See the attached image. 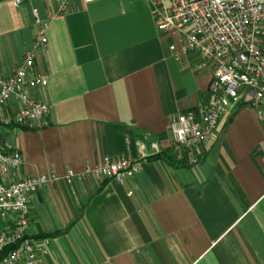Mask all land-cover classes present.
<instances>
[{
    "label": "crops",
    "instance_id": "1",
    "mask_svg": "<svg viewBox=\"0 0 264 264\" xmlns=\"http://www.w3.org/2000/svg\"><path fill=\"white\" fill-rule=\"evenodd\" d=\"M34 8L57 2L0 0V87L33 46ZM48 38L33 69L47 84L27 92L49 113L0 128V147L23 156L0 180L60 177L30 198L27 235L50 238L41 264H264V118L242 103L193 154L173 144L172 117L205 99L211 71L196 50L176 58L148 0H74ZM128 156L141 169L123 184L66 177Z\"/></svg>",
    "mask_w": 264,
    "mask_h": 264
},
{
    "label": "built area",
    "instance_id": "2",
    "mask_svg": "<svg viewBox=\"0 0 264 264\" xmlns=\"http://www.w3.org/2000/svg\"><path fill=\"white\" fill-rule=\"evenodd\" d=\"M73 1L56 0L57 11L45 16L37 8L33 9L36 26L33 46L25 51L14 73L1 79L0 128L19 125L37 129L49 113V106L33 99L27 88L47 84L43 75L33 72L37 51L48 43L54 19L66 13ZM23 2L13 0L15 6ZM148 3L157 29L178 37L180 45L170 46L176 58L183 61L185 55L196 50L202 60L198 68L208 67L211 71L205 99L196 108L172 117L174 145L193 154L194 147L209 142L242 103H247L264 118V0H148ZM12 100L20 101L19 110L8 111ZM22 162L19 150L0 147V176L16 171ZM140 169L138 158L105 157L82 173L69 171L66 177L92 175L123 184ZM59 178L51 173L0 180V219L16 215L13 228L0 230V264H41L48 254L49 237L37 239L27 235L30 198Z\"/></svg>",
    "mask_w": 264,
    "mask_h": 264
},
{
    "label": "trees",
    "instance_id": "3",
    "mask_svg": "<svg viewBox=\"0 0 264 264\" xmlns=\"http://www.w3.org/2000/svg\"><path fill=\"white\" fill-rule=\"evenodd\" d=\"M7 251V250H6Z\"/></svg>",
    "mask_w": 264,
    "mask_h": 264
}]
</instances>
